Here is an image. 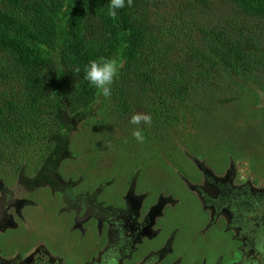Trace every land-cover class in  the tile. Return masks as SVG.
<instances>
[{
	"label": "rangeland",
	"instance_id": "obj_1",
	"mask_svg": "<svg viewBox=\"0 0 264 264\" xmlns=\"http://www.w3.org/2000/svg\"><path fill=\"white\" fill-rule=\"evenodd\" d=\"M248 77V84L236 80L231 85H226L229 76L222 77L219 94L250 106L235 100L221 104L218 120L207 129L193 125L190 115L176 127L167 124L152 113L150 94L144 92H134L137 108L123 114L115 101L102 97L78 113L59 107L45 115L51 151L47 144L21 146L10 164L0 167L4 254L43 245L61 256L63 264H99L110 249L121 264L127 238L145 225V236L133 246L138 249L136 264L149 253L139 264H234L246 259L240 232L227 228L223 215L213 216L221 192L211 186L222 184L235 193L264 189V68ZM251 111L255 115L246 117ZM137 112L152 116L150 126H140L146 137L142 144L131 134L136 126L129 124ZM151 209L158 211L152 218ZM78 214L89 221L84 231L74 228L77 223L73 226ZM8 222L15 227L7 228Z\"/></svg>",
	"mask_w": 264,
	"mask_h": 264
},
{
	"label": "trees",
	"instance_id": "obj_2",
	"mask_svg": "<svg viewBox=\"0 0 264 264\" xmlns=\"http://www.w3.org/2000/svg\"><path fill=\"white\" fill-rule=\"evenodd\" d=\"M108 3L0 0V167L21 146L51 151L45 115L100 101L84 80L92 60L122 65L108 98L120 114L137 108L134 92L173 127L190 115L207 129L221 104L250 106L219 93L223 76L248 84L264 68V0H133L115 17Z\"/></svg>",
	"mask_w": 264,
	"mask_h": 264
},
{
	"label": "flooded vegetation",
	"instance_id": "obj_3",
	"mask_svg": "<svg viewBox=\"0 0 264 264\" xmlns=\"http://www.w3.org/2000/svg\"><path fill=\"white\" fill-rule=\"evenodd\" d=\"M41 186L43 185H40L39 187ZM214 186L217 189H219V192H221L220 196L218 197L219 199L214 201V206H213L214 218L217 220L219 216L223 215V217L229 222V227L227 228L237 229L240 232L238 234V238L240 239L239 245H241L240 250L245 252L244 257H246L247 253L250 252L249 247L255 249L256 252H259V249L263 250L264 248V189H259L257 192H250L249 190L248 192H245L244 191L245 188H241L239 192L235 193V192H230L229 188L225 187L222 184H216L211 187L215 188ZM0 188L2 190H5V187H3L2 185H0ZM247 193H249L252 198L251 202L247 201L248 199ZM246 201L247 204L245 203ZM253 203L257 204L255 208H252ZM29 204H31V202ZM32 206H37V203H32ZM137 208H138V204L135 206V210ZM149 214H150L149 217L152 218L158 214V211L156 209L155 210L151 209ZM251 214H253V216L252 218H249V215ZM86 220H87L86 215L78 214L77 217L74 216L73 226L76 223L78 224V227L74 226V228L79 229L80 231H84L83 228L84 224L87 225L89 223V221ZM96 220L98 222L97 223L98 225L99 219ZM108 223H110V220L108 221ZM108 223L106 222L104 226L106 227L105 229L107 230L108 239H109V231H108L109 229L107 228L109 227V225H107ZM6 224H7L6 225L7 228L15 227V225L13 224L9 226V222ZM144 226L145 225L139 227L140 230L139 234H132L129 238H127L125 244L126 247H124L126 251L123 252L124 260L122 261L121 264H136V262L134 261L135 260L134 252H137L138 249L137 247L133 249V246L135 247V244L137 242H140L145 236L146 233L141 232L142 229L143 231L146 230L145 229L146 226L145 227ZM7 228H5L4 230L6 231ZM97 229L98 231L100 230L99 228ZM4 230H2L1 234H4ZM121 238L123 239V236H121ZM10 244L19 245V243H10ZM109 250L105 253L106 258L99 261L98 262L99 264H119L116 260H114V255H113L114 252L111 253L109 252ZM149 254L145 255L141 259H136L138 261L137 264H139L143 260H146V256H148ZM52 255H54L55 258H52ZM60 257L61 256H59L58 254H50L43 245H36V246L30 245L29 247L25 246L22 252L16 251L13 254H10L8 252L7 255L4 254V249L0 246V264H63L64 259H61ZM104 261H106V263ZM160 263H162V261H158L155 264H160ZM83 264H92V263L89 262L88 260H84Z\"/></svg>",
	"mask_w": 264,
	"mask_h": 264
},
{
	"label": "clouds",
	"instance_id": "obj_4",
	"mask_svg": "<svg viewBox=\"0 0 264 264\" xmlns=\"http://www.w3.org/2000/svg\"><path fill=\"white\" fill-rule=\"evenodd\" d=\"M133 0H109L108 14L115 17L118 12L126 6L130 7ZM122 65H119L115 60L101 58L90 61L83 69L84 80L96 90L97 98L103 97L108 99L112 95V85L119 75V70ZM81 68H75L76 73H80ZM152 123V116L147 113H135L131 116L129 124L136 126L132 130V136L138 143H144L146 137L144 131L140 127L150 126Z\"/></svg>",
	"mask_w": 264,
	"mask_h": 264
},
{
	"label": "crops",
	"instance_id": "obj_5",
	"mask_svg": "<svg viewBox=\"0 0 264 264\" xmlns=\"http://www.w3.org/2000/svg\"><path fill=\"white\" fill-rule=\"evenodd\" d=\"M249 248H250L249 249L250 252H248V253H249L250 256L247 253L246 259L244 258L245 261L244 260L237 261L234 264H264V258H263V256H264V248H263V250L259 249L260 253L256 252L255 249H253L252 247H249Z\"/></svg>",
	"mask_w": 264,
	"mask_h": 264
}]
</instances>
